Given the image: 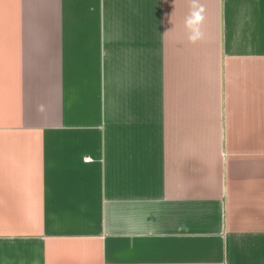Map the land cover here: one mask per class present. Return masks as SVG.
<instances>
[{
    "label": "crops",
    "instance_id": "crops-1",
    "mask_svg": "<svg viewBox=\"0 0 264 264\" xmlns=\"http://www.w3.org/2000/svg\"><path fill=\"white\" fill-rule=\"evenodd\" d=\"M199 3L0 0V264H264V0Z\"/></svg>",
    "mask_w": 264,
    "mask_h": 264
},
{
    "label": "clouds",
    "instance_id": "clouds-1",
    "mask_svg": "<svg viewBox=\"0 0 264 264\" xmlns=\"http://www.w3.org/2000/svg\"><path fill=\"white\" fill-rule=\"evenodd\" d=\"M204 21V6L199 3V0H191L190 11L184 21V26L188 33L189 42L196 43L204 38V33L202 31Z\"/></svg>",
    "mask_w": 264,
    "mask_h": 264
}]
</instances>
